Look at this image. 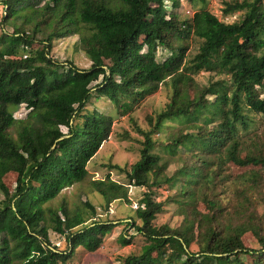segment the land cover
Wrapping results in <instances>:
<instances>
[{"label":"trees","instance_id":"obj_1","mask_svg":"<svg viewBox=\"0 0 264 264\" xmlns=\"http://www.w3.org/2000/svg\"><path fill=\"white\" fill-rule=\"evenodd\" d=\"M165 1H2L0 22L12 21L14 30L0 33V264H66L78 247L96 250L115 223L95 218L87 198L52 205L65 187L87 177V163L111 133V115L87 103L105 97L125 112L161 84L172 88L164 109L148 117L147 130L134 126L143 137L139 158L113 166L128 185L143 188L127 224L145 243L123 264H264V124L257 128L264 123V0L227 1L220 18L206 0H189L192 8L171 0V10ZM237 11L242 15L229 22ZM73 34L87 68L50 54L54 40ZM158 47L168 51L161 60ZM201 70L225 77L194 85ZM21 103L28 112L14 118ZM172 120L181 124L164 137ZM157 146L181 164L169 171L172 158L155 152ZM229 162L259 168L236 176L227 199L217 187ZM8 172L16 174L13 192L3 182ZM91 187L105 210L115 199L130 202L126 185L109 174ZM167 203H175L176 226L154 222ZM47 227L65 236V249L51 244ZM246 232L257 248L244 245ZM131 238L121 234V245Z\"/></svg>","mask_w":264,"mask_h":264},{"label":"rangeland","instance_id":"obj_2","mask_svg":"<svg viewBox=\"0 0 264 264\" xmlns=\"http://www.w3.org/2000/svg\"><path fill=\"white\" fill-rule=\"evenodd\" d=\"M2 1L0 0V21L2 19ZM186 8H192L193 5L189 0H179ZM235 1V0H206L205 8L210 12L215 14L220 18L223 14L222 10L225 6V2ZM237 2H242V0H236ZM171 0L165 1L166 9L171 10ZM264 5V1H263ZM196 8L201 7L197 2L195 4ZM179 10V7H178ZM242 15V11H237L228 19L229 22L232 20H237ZM181 16H185L182 12ZM226 19V18H225ZM4 30L7 33H11L14 30L13 22L7 21L5 23L0 22V33ZM26 30H29V26H26ZM77 35L73 34L68 37L59 38L54 40L51 46V52L58 60H71L75 66L79 68H87L90 66L89 59L83 54V52L76 45ZM198 43L195 42L190 47V55L197 51ZM36 47V43L30 45V48ZM28 51H23L22 54H27ZM157 60H161L168 54V51L158 47L157 49ZM23 56V55H22ZM108 63L107 59H104ZM224 75H218L215 71H205L201 70L192 77L194 80V85H203L211 80L218 78H224ZM99 81V80H98ZM93 82L91 85H94ZM172 88L170 85L161 84L160 87L149 93L139 102L134 103L130 108L123 112L116 104L110 102L105 97H96L93 95L90 101L87 103V107L90 109H95L100 112L111 115L113 119L112 129L109 137L101 144L100 148L93 156V158L87 163L88 175L87 177L72 186L65 187L60 195L52 201V205L58 206L61 199L65 200L70 206H73L80 199H89L91 203L96 207L97 216L95 218L101 220H110L115 223L111 232L102 238V241L97 246L96 250L92 252H87L83 248L78 247L76 253L71 257L66 264H123V259L126 255L131 253H137L141 246L145 243V239L142 235L138 234L137 231L128 225V220L131 216L134 217V208L138 205V199L141 196L142 187L128 185V179L125 177V173L117 167H128L130 164L135 162L139 158V150L141 148L142 136L138 134L134 128L138 125L140 128L147 130L149 128L148 117L156 116L157 112L164 109L166 103L170 99ZM190 96L193 97L194 90L192 87L189 88ZM28 109L23 103L15 107L12 111L13 117L17 119L25 118ZM179 121H168L167 126L164 128L162 133L164 137L175 131L174 127L180 125ZM264 123L253 124L252 127L257 125L258 131L263 129ZM63 131L67 129L61 127ZM170 131V132H169ZM186 135H193L194 130H185ZM154 137H160V134L154 135ZM155 152L161 154L165 159L171 157L172 160L168 163V170L173 171L181 164V162L174 161L177 156L169 155L168 152L163 149V146H157L154 149ZM175 155H178L176 153ZM113 167V168H112ZM259 166H238L234 163H226L223 169V179H219V184L217 190L224 189L221 197H227L229 199V190L236 184L235 177L239 174L246 172L251 169H258ZM264 175V169L261 170ZM109 174L110 178L127 187V196L130 202L122 200H114L109 204L107 210L104 209L102 196L91 187L92 179H102ZM16 174L14 172H8L3 177V182L7 187L9 192H13L15 186ZM235 181V182H234ZM36 184V183H34ZM166 189L162 190L163 192ZM176 187H173V191ZM172 191V192H173ZM228 191V192H227ZM161 193L157 199L163 198ZM3 199V194L0 192V200ZM199 210L203 213H207L206 205L204 202L199 201L197 204ZM175 208V203H167L162 212L157 214L155 219V224H160L167 222L171 226H176L180 222V217L173 214ZM257 211L261 213L263 208V203L257 199L256 205ZM48 236L51 244H54L59 249H65L67 246V240L64 235L58 234L47 227ZM125 234L126 237L132 236L131 241L127 245H121L120 235ZM244 245L247 248H257L258 244L255 238L250 232H246L242 236ZM246 262L249 261L248 257L244 255Z\"/></svg>","mask_w":264,"mask_h":264},{"label":"built area","instance_id":"obj_3","mask_svg":"<svg viewBox=\"0 0 264 264\" xmlns=\"http://www.w3.org/2000/svg\"><path fill=\"white\" fill-rule=\"evenodd\" d=\"M163 192V191H162ZM166 192V190L163 192V193H165Z\"/></svg>","mask_w":264,"mask_h":264}]
</instances>
